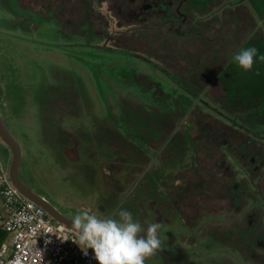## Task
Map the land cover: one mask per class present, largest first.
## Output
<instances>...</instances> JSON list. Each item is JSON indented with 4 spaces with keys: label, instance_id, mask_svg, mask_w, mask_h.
<instances>
[{
    "label": "rangeland",
    "instance_id": "374dc122",
    "mask_svg": "<svg viewBox=\"0 0 264 264\" xmlns=\"http://www.w3.org/2000/svg\"><path fill=\"white\" fill-rule=\"evenodd\" d=\"M22 1L32 8L0 0V112L22 149L23 182L71 219L85 207L103 217L123 208L146 230L150 223H167L152 198L195 167L189 179L205 175L212 185L206 191L195 185L196 226L173 220L169 240L175 242L176 233L199 264H221L222 258L250 264L253 255L264 262V166L252 174L226 147L207 150L198 133L197 147L192 120L199 112L216 126L242 132L245 140L250 136L263 160L264 124L226 109L215 89L180 85L148 55L117 48L112 37L135 28L120 26L108 1L87 0L92 13L77 25L60 22L62 13L48 9L61 0ZM240 2L262 26L248 0H224L211 15ZM80 4L70 5L75 16ZM253 144L251 154L258 152ZM116 152L115 166L109 154ZM0 158L9 169L11 151L1 141ZM116 180L124 190L114 187ZM236 186L238 201L231 193ZM223 232L233 238L229 244L211 240ZM160 238L166 239L162 231ZM160 251L145 264H161Z\"/></svg>",
    "mask_w": 264,
    "mask_h": 264
},
{
    "label": "trees",
    "instance_id": "16d2710c",
    "mask_svg": "<svg viewBox=\"0 0 264 264\" xmlns=\"http://www.w3.org/2000/svg\"><path fill=\"white\" fill-rule=\"evenodd\" d=\"M18 1L22 8H32L22 0ZM79 1L61 0L59 4H49L48 9L62 13L60 22L77 25L87 21L92 13V6L87 0L86 3ZM106 1L110 3L109 9L120 26L135 28L112 37L117 48L148 55L164 65L165 72H172L180 85L185 82L211 93L215 89L217 99L226 109L246 112L252 121L264 124V60L259 58L264 56V0H248L263 22L262 26H259L254 13L241 2L225 7L221 14L212 16L213 10L221 8L224 0ZM76 4H80L81 12L75 16L70 5ZM241 47L258 50L253 69L249 72L232 62V55ZM197 115L192 120L197 131L194 132L197 147L199 139L210 151L212 147L215 150L227 147L238 155L249 152V144L254 142L250 136H246L245 140L242 132L232 126L221 123L219 127L211 116H203L199 112ZM253 149L258 151L255 153L258 164L263 167L261 149L256 147V143ZM121 171L118 170V173ZM204 178L196 180L197 186H200L197 191L201 188L206 191L212 185V178L205 175ZM213 186L216 188L214 181ZM153 200L158 202V196ZM6 239L7 233L0 228V245Z\"/></svg>",
    "mask_w": 264,
    "mask_h": 264
},
{
    "label": "built area",
    "instance_id": "2783aa9c",
    "mask_svg": "<svg viewBox=\"0 0 264 264\" xmlns=\"http://www.w3.org/2000/svg\"><path fill=\"white\" fill-rule=\"evenodd\" d=\"M0 206V228L7 233L0 264H97L92 250L84 256L70 233L61 239L65 226L14 187L1 158Z\"/></svg>",
    "mask_w": 264,
    "mask_h": 264
},
{
    "label": "clouds",
    "instance_id": "9594fccd",
    "mask_svg": "<svg viewBox=\"0 0 264 264\" xmlns=\"http://www.w3.org/2000/svg\"><path fill=\"white\" fill-rule=\"evenodd\" d=\"M258 50L241 47L232 55V62L245 72L253 69ZM264 60V56L259 57ZM62 240L76 243L84 256L89 249L97 264H145L147 258L156 255L164 241L160 233L165 230L163 222L150 223L147 229L131 212L117 208L110 216H100L89 208H82L65 227ZM141 233H145L141 235Z\"/></svg>",
    "mask_w": 264,
    "mask_h": 264
},
{
    "label": "flooded vegetation",
    "instance_id": "af4514ba",
    "mask_svg": "<svg viewBox=\"0 0 264 264\" xmlns=\"http://www.w3.org/2000/svg\"><path fill=\"white\" fill-rule=\"evenodd\" d=\"M225 148V147H223ZM223 149H220V151ZM226 153L231 154L232 156H235V158H237V161L240 162L239 164L242 167H248L250 168V170H252V174H255L258 169H261V166L258 164V160L257 154H250V152L248 153H243L241 155L235 154L234 150H229L226 147ZM220 154V153H219ZM109 157L113 158V162L115 163V166L117 165L116 163L119 162V160H117V152L116 154H109ZM222 166V165H221ZM219 167V166H217ZM221 168V167H219ZM186 171V170H184ZM194 171H196V168L193 167L190 171V174L194 173ZM221 171H223V169L221 168ZM116 172V171H115ZM118 172V171H117ZM122 172V171H121ZM189 174L186 176L184 172H180V174L177 177V181H174V185L172 186L171 189H166L163 188L162 191H160L159 196H158V202H156L155 204L158 206V210L160 211V219H162L163 221H166L165 223V230H162V233L165 235V240L164 244H163V253L161 252V256H158V258H160V262L161 264H199V263H195L194 259L192 258V254L190 253V251L186 248V246L184 245V243L180 242L177 234L175 233V242L174 240L172 241V239L169 240L168 235L171 234V230H172V221L176 220L177 218L181 219L184 224L186 226H189L190 228H193L196 226V213H191V211L196 210V180L193 182V179H189L191 176ZM188 178V179H187ZM25 183V182H24ZM129 183V181H128ZM120 180L119 181H114L113 185L114 187L119 186ZM238 186H236L234 188V190L231 191V193L233 194L232 197H234V199H236V201H238ZM32 189V188H31ZM35 191V190H34ZM241 191V190H240ZM37 192V191H36ZM38 193V192H37ZM230 193V194H231ZM234 194H236L234 196ZM166 196V198H165ZM231 197V199H232ZM154 198V197H153ZM152 198V201L154 202ZM99 209H102V206L99 207ZM114 212V211H113ZM110 212V215L113 213ZM161 220V221H162ZM189 221H193V223H189ZM174 222V221H173ZM224 234H221V236L218 237L217 234L213 235V237H211V240H214L216 242H219L222 246L229 244V239H233L231 237V235H229L228 233L225 234V232H223ZM167 236V237H166ZM239 239V235L237 238V242ZM166 241L170 242V248L173 252H176L175 254H185L187 255V259H184L182 261L178 260L177 258H173L171 255H169L167 253V250H165L164 247H168L169 245H167L168 243ZM189 243V242H188ZM167 245V246H166ZM172 248H175V250H173ZM182 255V254H181ZM178 256V255H177ZM179 257V256H178ZM254 255L252 257V259L250 260V264H264L263 261H259ZM164 260H167V262H165ZM223 262H221V264H230L231 262L228 260H225L224 258H222Z\"/></svg>",
    "mask_w": 264,
    "mask_h": 264
},
{
    "label": "water",
    "instance_id": "95a60500",
    "mask_svg": "<svg viewBox=\"0 0 264 264\" xmlns=\"http://www.w3.org/2000/svg\"><path fill=\"white\" fill-rule=\"evenodd\" d=\"M0 141L3 144H5L11 151V160L9 164V176H10V180L12 184L14 185V187L26 198L33 201L38 206L42 207L56 222L60 223L61 225L65 227L70 228L72 219L64 215L61 211H59L46 198L42 197L36 191L31 189L20 178L19 170H20L21 161H22V149L17 139L13 136V134L8 129L1 115V112H0ZM181 254H178L179 256L178 259L180 261L187 259V255L183 253Z\"/></svg>",
    "mask_w": 264,
    "mask_h": 264
},
{
    "label": "crops",
    "instance_id": "0c3cea01",
    "mask_svg": "<svg viewBox=\"0 0 264 264\" xmlns=\"http://www.w3.org/2000/svg\"><path fill=\"white\" fill-rule=\"evenodd\" d=\"M1 207V206H0Z\"/></svg>",
    "mask_w": 264,
    "mask_h": 264
}]
</instances>
